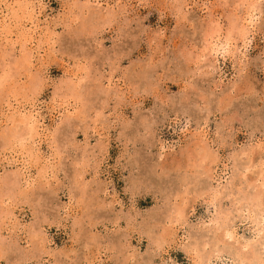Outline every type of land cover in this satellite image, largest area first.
Masks as SVG:
<instances>
[{
    "label": "rangeland",
    "instance_id": "rangeland-1",
    "mask_svg": "<svg viewBox=\"0 0 264 264\" xmlns=\"http://www.w3.org/2000/svg\"><path fill=\"white\" fill-rule=\"evenodd\" d=\"M31 2V63L0 9L25 18L0 23V264H264V0ZM15 98L43 159L7 144Z\"/></svg>",
    "mask_w": 264,
    "mask_h": 264
},
{
    "label": "bare ground",
    "instance_id": "bare-ground-1",
    "mask_svg": "<svg viewBox=\"0 0 264 264\" xmlns=\"http://www.w3.org/2000/svg\"><path fill=\"white\" fill-rule=\"evenodd\" d=\"M94 1V0H93ZM97 1V0H96ZM242 1V0H241ZM243 1H245V0H243ZM250 1V0H249ZM255 1H257V0H255ZM89 2V1H88ZM92 2V1H91ZM35 3V2H34ZM102 3V2H101ZM101 3L99 2V3H97L98 4V7H100L101 6ZM107 3V2H106ZM243 4V3H242ZM254 4H256V3H254ZM3 5H5V7H7V6H9V7H12V8H14V6H18V9L17 10H19L20 11V14L22 15V12L23 13H25L26 12V14L28 13L27 11H29V16L27 15V18H26V20L24 21L23 19H25V18H22L21 16H18L17 14H18V12L17 11H15V13H13V17H15L16 15H17V17L19 18L20 17V19L21 20H19V21H24V22H21V26L23 27V29H21L22 31H20V32H22L21 33V36H20V34H19V36H20V38H22V42H21V45L18 47V49L20 50H22V52H23V55H21V58H22V56H23V59H27V61H29L30 63H31V61H32V59L33 58H35L36 56H39L40 57V55H41V50L40 49H42V46L40 45H36V35L39 33L37 30H38V22L35 20V18L36 19H38L37 18V16L36 15H41L40 13V11L39 12H36V10H35V4H33V2H31V0H0V9H2V6ZM7 5V6H6ZM92 5V4H91ZM90 4L88 5V7H92ZM245 5V4H244ZM249 5V4H248ZM257 5V4H256ZM37 6V5H36ZM95 6H96V4H95ZM250 7V6H249ZM254 7V6H253ZM4 8V7H3ZM40 8V7H39ZM96 8V7H95ZM94 8V9H95ZM100 8H102V7H100ZM113 8V7H112ZM248 8V7H247ZM7 9H9V8H6V10ZM246 9V8H245ZM249 9V8H248ZM253 9V8H252ZM99 8H98V12H99ZM250 10V9H249ZM96 11V12H97ZM246 11H247V9H246ZM252 11V10H251ZM12 12H13V10H12ZM97 12V13H98ZM101 12V11H100ZM0 14H2L1 16H0V23L1 22H8V23H11L13 20L12 19H14L12 16L10 17V15L8 14V13H4L2 10H0ZM98 14H100V13H98ZM246 14V17L247 18H249L250 17V15L252 14L250 11L249 12H246L245 13ZM25 15V14H24ZM243 15H244V13H243ZM253 15V14H252ZM236 16V15H235ZM235 16H233V18L235 17ZM242 16V15H241ZM16 17V18H17ZM237 17V16H236ZM246 17H242L241 18V20L244 22V20H247L248 21V19H246ZM238 18V17H237ZM235 19V18H234ZM233 19V20H234ZM250 19H251V17H250ZM12 20V21H11ZM10 21V22H9ZM15 21V20H14ZM16 21H18V20H16ZM236 21V20H235ZM235 21H232V23L233 22H235ZM246 21V22H247ZM241 22V21H240ZM239 22V23H240ZM15 23H18V22H15ZM14 23V24H15ZM26 23V24H25ZM12 25V24H11ZM17 25V24H16ZM29 26V27H27V29H24V27H26V26ZM234 26H236L237 25V23L236 24H233ZM250 25V24H249ZM249 25H246L245 23H242L240 26V28H238V31H239V33H241L242 34V36H243V41H245L246 40V37H247V35H248V31L250 30H248L247 28H248V26ZM15 26V25H14ZM18 26V25H17ZM243 26V27H242ZM216 27V26H215ZM232 27V29H233V26H231ZM18 28H19V26H18ZM6 29V30H5ZM5 29H2L1 31H0V41H2V40H6L5 42H7V40H8V38L10 37V35H11V33H12V31H10V29H8V27H5ZM217 29V28H216ZM236 29V28H235ZM20 30V29H19ZM17 32V31H16ZM15 32V33H16ZM19 32V33H20ZM217 32V31H216ZM219 32H220V30H219ZM229 32H231V30H229ZM229 32H228V34H229ZM248 32V33H247ZM210 34H209V40H207L208 41V46H207V48H209V50H210V52H213V53H217V48L215 47L216 46V44L214 45V39L216 38V36L218 35H214V34H211V32H209ZM214 33V32H213ZM235 33V32H234ZM2 34H4L3 36H2ZM14 34V33H13ZM227 34V35H228ZM233 33H231V35H232ZM17 36V35H16ZM38 36V35H37ZM46 37H47V35H46ZM228 37V36H227ZM230 37V36H229ZM234 37V36H233ZM17 38H19V37H17ZM19 38V39H20ZM226 38V37H225ZM231 38H232V36H231ZM40 39H41V37H40ZM47 39V38H46ZM208 39V38H207ZM234 39V38H233ZM248 39V38H247ZM10 40H11V38H10ZM43 41H44V39H42ZM41 40V41H42ZM48 40V39H47ZM227 40V39H226ZM231 39H229V41H230ZM19 41V40H18ZM43 41H42V43H43ZM46 41V40H45ZM44 41V42H45ZM52 41V40H51ZM228 41V40H227ZM228 41V42H229ZM4 42V41H3ZM12 42V41H11ZM39 42V41H38ZM48 41H46V44H48L47 43ZM15 43L16 44H18L16 41H15ZM41 43V44H42ZM8 44V43H7ZM39 44V43H38ZM231 44V43H230ZM36 45V46H35ZM43 45V44H42ZM213 45H214V47H213ZM4 46V45H3ZM14 46H15V44H14ZM14 46H12L13 48H14ZM44 46V45H43ZM48 46V45H47ZM2 47V46H1ZM5 47V46H4ZM6 49V48H5ZM43 54H44V52H43ZM20 58V57H19ZM43 58V57H42ZM18 59V58H17ZM17 59H15V60H17ZM40 60V59H39ZM18 61V60H17ZM22 61H25V60H22ZM41 61V60H40ZM39 61V62H40ZM43 61V60H42ZM16 62V61H15ZM20 62V59H19V61H18V63ZM28 62V63H29ZM33 62V61H32ZM27 63V62H26ZM35 63V62H34ZM21 64V63H20ZM16 65H17V63H16ZM19 65V64H18ZM18 65H17V69L19 68V67H21V65L18 67ZM27 65V64H26ZM26 65H22V66H24V68H25V66ZM29 65V64H28ZM32 65V64H31ZM21 68H23V67H21ZM23 68V69H24ZM31 69V68H30ZM21 70V69H20ZM27 70V69H26ZM27 71H30V70H27ZM40 71V70H39ZM1 73V72H0ZM6 74H7V71H6ZM8 75V74H7ZM73 75V74H72ZM12 75H10V77H11ZM34 76H37V75H34ZM2 77H4V76H2ZM1 77V79H0V81L3 79ZM9 76H8V78H10ZM15 77V76H14ZM32 78V77H31ZM38 78H39V76H38ZM5 79V78H4ZM32 80H34V77H33V79ZM36 80V79H35ZM34 80V81H35ZM38 80V79H37ZM72 80V79H71ZM5 81V80H4ZM8 81H10V80H8ZM33 81V82H34ZM38 82V81H37ZM69 82V81H68ZM67 82V83H68ZM66 83V84H67ZM2 85H3V83H1ZM5 84V83H4ZM6 84H7V82H6ZM32 84V83H31ZM69 84H70V82H69ZM1 85V86H2ZM75 85V84H74ZM74 85H72V83L68 86V92H70V94H72V92L74 91V89H75V86ZM0 86V88L2 89V87ZM5 86V85H4ZM21 87H22V85H20ZM74 86V87H73ZM17 87V86H16ZM30 87V86H29ZM36 89V88H35ZM5 90V89H4ZM12 90V89H11ZM2 90H0V92H1ZM13 91L15 92V89H13ZM17 92L18 91H16L15 92V94H17ZM19 93V92H18ZM5 94V93H4ZM57 94V93H56ZM14 95V94H13ZM12 95V96H13ZM77 95V94H76ZM9 96V95H8ZM74 96V95H73ZM79 96V95H78ZM14 97H18V96H16V95H14ZM13 97V98H14ZM8 98V97H7ZM2 100V99H1ZM21 100V99H20ZM15 103H13L11 100H7V110H10V112L12 113V114H7L8 116H7V119L6 120H8L11 124H13L10 128V136L8 137V138H10V140L8 141V143L7 144H9L10 146H11V143H14L15 145H17V143L19 144L20 143V148H22V150L24 149L25 151H26V153H27V156L28 157H35V159H43L42 157L43 156H40L38 153H35V151L36 152H38V151H40V146H41V139H42V132H43V122H42V120L40 119V113H39V111H37L36 109H35V105H32L31 107H29V109H27V107H26V105L25 104H22L21 102H18V100H17V98H15V100H13ZM53 101V100H52ZM25 102V101H24ZM55 102V101H54ZM51 103V102H50ZM49 103V104H50ZM62 103V102H61ZM65 103V102H64ZM59 106H62L61 104H59ZM53 110L55 109V107H53L52 108ZM65 110H68V109H65ZM69 111V110H68ZM42 118H44V117H42ZM45 119V118H44ZM6 125V124H5ZM9 129V128H8ZM3 132V131H2ZM8 133V132H7ZM3 135V134H2ZM1 135V136H2ZM18 141V142H17ZM27 141H28V144H27ZM10 142V143H9ZM14 144H12V145H14ZM4 145V144H3ZM7 145L5 144V147H6ZM7 148V147H6ZM9 148V147H8ZM12 149V148H11ZM7 150V149H6ZM14 150V149H13ZM20 150L18 149V150H14L13 151V153H18ZM3 152V151H2ZM22 153H24L23 151H22ZM22 153L20 152L19 154H16V155H14L13 156V161L11 162V163H9V164H15L17 167H18V169L13 173V175L14 176H12V177H9L10 178V181H12L14 178L13 177H17V178H22V180L24 179V180H26L28 183H31V182H33V180H29V178H31L30 176H29V165H27V162H26V159H24V156L22 155ZM7 154V153H6ZM12 156V155H11ZM20 157H23V159H24V161H22V160H19V158ZM47 158V157H46ZM22 159V158H21ZM11 160V159H10ZM41 161V160H40ZM46 162H45V165H44V167H43V170H41L40 172H41V175L43 176V177H46L47 176V174H48V165H50L49 163V160H45ZM32 166V165H31ZM52 166V165H51ZM40 169H42V167H40ZM50 170V169H49ZM41 176V177H42ZM50 176H51V174H50ZM28 177V178H27ZM37 178H38V176H37ZM264 178V177H263ZM33 179V178H32ZM38 180V179H37ZM45 180H46V178H45ZM15 181V180H14ZM13 181V182H14ZM13 182H11V183H13ZM26 182V183H27ZM2 183V180H0V185H2L1 184ZM4 184L6 183V181L4 180V182H3ZM34 183H36V182H34ZM17 184V183H16ZM16 184H14V185H16ZM263 184H264V181H263ZM7 185H8V183H7ZM20 185V184H19ZM5 186H6V184H5ZM11 186V185H10ZM22 186V185H21ZM28 186H30V185H28ZM12 193V192H11ZM3 195H4V193L2 194V193H0V201H2V197H3ZM1 223V222H0Z\"/></svg>",
    "mask_w": 264,
    "mask_h": 264
}]
</instances>
